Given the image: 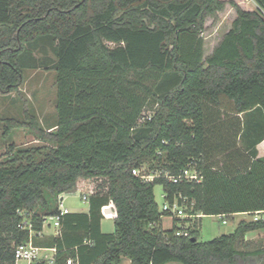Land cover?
<instances>
[{
  "label": "trees",
  "instance_id": "1",
  "mask_svg": "<svg viewBox=\"0 0 264 264\" xmlns=\"http://www.w3.org/2000/svg\"><path fill=\"white\" fill-rule=\"evenodd\" d=\"M251 1L252 11L229 2L235 18L204 56V25L222 0H0V94L18 91L30 48L29 67L53 70L56 94L50 131L26 112L21 122L51 146L10 145L0 159V264H15L14 248L28 240L20 222L41 231L58 196L72 192L89 195V213H69L59 237L33 240L56 249L54 264H264V245L245 241L264 218L208 242L198 241L197 218L176 237L179 220L161 228L169 215L153 193L161 185L164 201L185 198L187 213L201 216L264 212V158L256 140L239 145L250 116L264 115V0ZM41 46L52 59L34 57ZM190 164L199 183L165 177ZM132 169L158 177L145 182ZM106 214L111 234L100 231Z\"/></svg>",
  "mask_w": 264,
  "mask_h": 264
},
{
  "label": "rangeland",
  "instance_id": "2",
  "mask_svg": "<svg viewBox=\"0 0 264 264\" xmlns=\"http://www.w3.org/2000/svg\"><path fill=\"white\" fill-rule=\"evenodd\" d=\"M226 2V6L222 12L217 14V20L213 23L211 19L205 23L204 32L202 33L204 41V56H208L214 46L219 42L221 37L229 30L232 21L235 18V12L229 5V2L235 3L239 8L246 11L255 9V4L251 0H222ZM108 46L113 47L112 44ZM32 49H27L21 57L25 68L22 70V83L18 91L8 94H0V159L8 154L9 146L13 145L14 149H27L33 147L51 146V144L43 143L36 138V135L23 126V113L34 115L38 123L45 131L55 124V74L50 68L46 69L41 63L40 67L33 69L29 67L31 57L29 55ZM33 55L39 62H42L45 56L52 59L51 53L46 46H41L33 52ZM52 57V58H51ZM148 115V112H145ZM7 119L14 120V126L5 130ZM16 121V122H15ZM50 131V130H48ZM46 131V132H48ZM147 172V167L144 166ZM144 170V169H142ZM155 203L159 211L164 204L163 189L161 185H155L154 190ZM65 197V206L71 211L84 210L86 204L81 201L79 192L63 194ZM254 217L264 218L263 215H239L234 219H226L227 224H221L220 216H205L199 220L198 224V241L208 242L222 234L231 233L237 222L240 220H253ZM48 221V220H47ZM49 222H46V224ZM172 227V219L169 216L161 218V228L169 230ZM104 230L111 229L114 231L112 221L103 223ZM46 233H52V226H44ZM250 249H254L260 245H264V234L253 235L251 238ZM25 264V263H19ZM178 264V263H170Z\"/></svg>",
  "mask_w": 264,
  "mask_h": 264
},
{
  "label": "built area",
  "instance_id": "3",
  "mask_svg": "<svg viewBox=\"0 0 264 264\" xmlns=\"http://www.w3.org/2000/svg\"><path fill=\"white\" fill-rule=\"evenodd\" d=\"M141 170L138 169H132L131 174L137 177H140L143 181L149 182L152 181L155 177H158L157 173H150V174H142ZM165 177L168 179V181L172 182L173 184L181 183L183 181L185 182H194L199 183L201 181V175L196 170V168L193 165H189L187 168L183 169L179 174L177 175H169L165 174ZM89 195H82L81 201L83 203L88 202ZM179 199L183 202V204L178 203V199H174L173 202L164 201V204L161 208V211L168 214L171 219H177L179 220L176 224V231L175 236L176 237H187L189 236V226L191 223L197 219L200 218L201 215L199 214H193V213H187V209L192 210L193 203L186 204L185 198L179 197ZM20 216H24V213L22 211L17 212ZM70 212L66 208L64 204V197L63 194L58 196L57 198V212L51 216H47L43 219L42 222V229L41 231L35 233L33 230V225L30 222V220L23 219L20 222L19 229L21 230H27L28 231V240L25 243L18 244L14 248V263H25V264H36V263H45V264H54V255L56 254L55 248H46L37 246L34 244V237L37 239H42L44 237V226L50 227L52 226L53 229V235L52 237L57 238L60 236V228L62 224V220L64 216L68 215ZM258 213H254V215H257ZM221 218V224L225 225L227 224V220L225 216H220ZM260 218L254 217L253 220H258ZM48 220V221H47ZM46 222H49L46 224ZM48 253H51V256L48 255ZM66 264H78L77 258H68L66 260Z\"/></svg>",
  "mask_w": 264,
  "mask_h": 264
},
{
  "label": "crops",
  "instance_id": "4",
  "mask_svg": "<svg viewBox=\"0 0 264 264\" xmlns=\"http://www.w3.org/2000/svg\"><path fill=\"white\" fill-rule=\"evenodd\" d=\"M244 115H246V114H244ZM244 115H241V118L243 120H244ZM248 122H249V127H250L251 131L245 137H249V140L246 139L242 142V140L240 139L239 145L241 148H244V147H242V144L249 145L251 142L253 143L256 140V145L254 147V150L256 152V158H264V115L256 113L254 116H250V118L248 119ZM65 199H64V202H65ZM85 204H86V208L84 210L71 211L67 207L66 208L69 210L70 214H88L89 213V203L85 202ZM239 215H237V216H239ZM241 215H244V214H241ZM257 215H263V217H264V212L258 213ZM203 217H205V216H201L200 219ZM105 221H112V223H113L112 215L106 214V215H104L103 219L100 220V231H101V233H103V234L113 233V231L111 229L104 230L103 223ZM43 233H44V236L46 237V239L49 237H52V235H53V232L52 233L43 232ZM261 234H264V230H259V231L247 233L245 235V241L250 242L253 235H261ZM48 255L51 256V253H48ZM119 264H130V262L128 259L122 258L121 262ZM167 264H170V263H167Z\"/></svg>",
  "mask_w": 264,
  "mask_h": 264
}]
</instances>
